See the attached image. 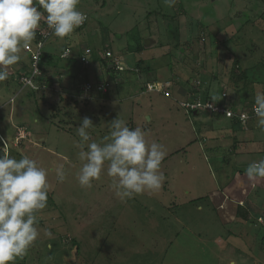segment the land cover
Returning <instances> with one entry per match:
<instances>
[{
	"label": "rangeland",
	"instance_id": "1",
	"mask_svg": "<svg viewBox=\"0 0 264 264\" xmlns=\"http://www.w3.org/2000/svg\"><path fill=\"white\" fill-rule=\"evenodd\" d=\"M103 1L80 0L77 8L88 17L84 29L64 38L51 34L43 47L56 57L71 48L56 66H47V72L56 73L46 88L50 103L77 93L75 81L92 86L85 91L87 107L77 97V106L59 102L62 108L54 112L29 97L27 81L17 83L21 70L31 73L34 40L9 69L10 77L0 82V122L8 127L4 132L12 135L10 126L20 123L28 127L20 126L10 143L0 136L2 149L49 169L53 162H66L67 170L62 183L49 171L47 206L37 213L40 236L15 264H264V178L255 182L237 174L264 159V131H245L244 123L223 113L202 107L189 113L180 105L192 96L204 102L201 95L207 92L215 106L249 112L248 103L264 90V4L176 0L168 7L164 0ZM138 36L145 49L128 52ZM106 51L123 68H135L142 60L150 69L140 74L125 69L116 78L105 67ZM81 53L91 61L80 63ZM69 56L78 64L64 59ZM235 59L257 80L238 92L229 77ZM149 78L157 81L152 92L142 89ZM100 83L107 85L106 93L98 91ZM85 116L94 125L88 130L89 143L108 142L109 122L118 117L130 128L146 130L150 142L162 144L167 154L161 189L122 202L110 188L107 163L91 188L81 187L77 173L82 161L74 142ZM234 141L236 149L231 148ZM238 204L246 206V218L237 213Z\"/></svg>",
	"mask_w": 264,
	"mask_h": 264
},
{
	"label": "clouds",
	"instance_id": "2",
	"mask_svg": "<svg viewBox=\"0 0 264 264\" xmlns=\"http://www.w3.org/2000/svg\"><path fill=\"white\" fill-rule=\"evenodd\" d=\"M79 3L80 0H38L39 7L44 10L41 12L34 0H0V82L10 77L12 73L9 69L22 60V53L35 39L42 18L51 34L59 38L69 36L83 25L88 17L77 8ZM164 3L173 7L176 0H164ZM103 85L106 93V85ZM222 96L226 98L225 91ZM180 105L187 112L194 110L196 113L198 109L186 108L181 102ZM252 106L255 116L248 120L256 117V127L264 131V90L255 93ZM231 110L237 113L242 108ZM232 119L247 122L235 117ZM242 119H247V115ZM93 126L92 120L85 116L76 128L80 139L74 142V147L79 149L78 156L82 161L77 173L81 187L91 188L92 182L101 178L107 163L110 188L122 202L161 189L166 176L160 169L167 154L162 144L150 142L146 130L139 126L130 128L118 117L109 122L110 135L104 137L108 142L89 143L91 137L88 130ZM49 171L55 174L57 182H64L67 177L66 162H53L49 169L27 155H22L20 159L8 154L0 155V264H15L17 258H23L39 238L37 213L47 206ZM245 174L250 180L264 178V159L250 163Z\"/></svg>",
	"mask_w": 264,
	"mask_h": 264
},
{
	"label": "trees",
	"instance_id": "3",
	"mask_svg": "<svg viewBox=\"0 0 264 264\" xmlns=\"http://www.w3.org/2000/svg\"><path fill=\"white\" fill-rule=\"evenodd\" d=\"M104 1H103V4H104ZM259 1L264 4V0H259ZM34 3L37 5L38 10H40V11L43 10L42 8L39 7L37 0H34ZM86 22H87V20L85 21V23L83 25H81L80 27L76 28V30H78V31L82 30L85 27ZM40 23L42 24V26L45 25V22L44 21H42ZM139 37L140 36H138V40H139L140 43L139 42L137 44L135 43V46L129 45L126 48V50L128 52L140 53V52H142L145 49L143 43L141 42V38L139 39ZM42 40H43V36L41 35L39 29H37L36 30V36H35V39H34V41H35V49H36V46H37L36 44L38 42H40V41L42 42ZM221 45H224V43L221 42ZM43 47H44V43H43L42 47L39 50L40 53H39V56H38V59H37V62H36L38 69L39 70L41 69V70L36 75H32V80L35 81V84L33 83V85L31 87H29L31 89L30 93L28 94L29 97L34 96V100H35L36 103H38V101H39L42 105L48 104L49 106H52V111H54V112L55 111L56 112H59L60 111V108H62V107L57 106V105H59V102H60V104H62V102H64L66 105H73L74 107L77 106V104L80 102V100L78 98L85 99L84 100V104L87 107L89 105L88 104L89 101H88V98H85L84 97L85 96L84 88L83 87H80V85H76V82L75 81H74L73 87L75 86V90L77 91V93H75V94H68V95H65L63 97L61 96L60 99L59 100H55L53 104L50 103L51 101L49 100L50 98H49V95L47 94L46 88H48V86L51 85V79H52L53 76L56 75V73L54 74V73H51V72H47L48 71L47 69L50 68V67L56 66L57 61H60L61 59H63L62 54L65 52V50L68 49L69 52H70V47L69 46H66L64 48V50H62L60 52L59 57L58 56L56 57V56L52 55V53H49L48 51L47 52L46 51H43ZM33 55H34V52L30 56L31 57V72H32V64L34 63ZM112 55H113V53L111 52V55L110 56H105L106 57V66L105 67L110 72H113V74L116 76V78H118L117 77L118 74L120 72L125 71V69L128 70V71H133V73H137V74H138V72L140 74L143 71H147L148 72V70L150 69V66H142V63H143L142 60H139L138 63L135 64L136 65L135 68H132V69L123 68L122 65H119V62ZM83 56H85V55L82 54V53L78 55L79 58H77V60L80 63H82L81 58ZM69 57L64 58V59L69 60L67 62H70V63L72 62L71 64H73V65L78 64L77 63V60L75 58H71V57L69 58ZM55 58H57L58 60H55ZM88 60L90 61L89 57H88ZM108 64H111V66L108 67ZM47 66H48V68H47ZM30 75H31V73L26 72L25 69L21 70L19 72L18 76L16 77L17 83L18 84L21 83V85H22L23 82L20 81V80H22V78H24V79L25 78H28V77H30ZM229 77H230V83L232 82L233 84H236V86H237V87H234L235 89H237L236 92L240 91L242 87H244V88L245 87H248V84H250V83H255V84L257 83V80H254L253 79V78H255V76L253 74L251 76H248V74L246 73V71L245 70L243 71L241 69L240 63H239L238 59H235L232 62V67L230 69V76ZM71 80H72V78H71ZM41 81H43V85L40 83ZM153 81H155V78H152V79L149 78L148 82H146L145 85H143V88L142 89L143 90L146 89V92H152L151 90L148 89V85L149 84H152L154 86L157 83V81H155L156 83H153ZM38 83H40V84H38ZM163 83L169 84V82H163ZM240 83H242V86L241 87H239V84ZM99 85H103V83H100L97 86H99ZM50 88H51V91L54 93V90L55 89L53 87H50ZM106 88H107V85H106ZM167 90L171 94V91L172 90L170 88H168ZM98 91L100 93L102 92L99 89H98ZM159 93L165 94L164 93V90H162ZM201 96H203L202 98H203L204 101H211V99H212L211 96L207 92H203V94ZM193 98H196V97L195 96H192L190 99H193ZM248 105H250V106L254 105V101H250L248 103ZM60 106H62V105H60ZM189 113H195V111L194 110H190ZM196 113H197V111H196ZM64 114H66V112ZM52 115H55V114H52ZM1 119L2 118L0 117V120ZM18 125L19 126H16L15 127L16 129L15 128H12V125L10 126L11 130L13 131V133H12V135L9 136V135L6 134V132H4V129L7 130L8 127H3V125L0 122V136H3L4 138H6L7 141L10 143V140H13L15 138V134H16L18 128L20 126L25 125V124L20 123ZM24 128H25V130L28 129V127L26 125H25ZM131 128H133V127L131 126ZM21 141H20L19 144L22 145L23 142H21ZM8 148H9V151L11 149H13V147L11 145H8ZM231 148H233V149H236L237 148V141H234L233 142ZM17 153H18L19 157L21 158L22 154L20 152H17ZM2 154H8V153L6 152V150L2 149V140L0 138V155H2ZM244 207H246L244 204H238L237 205V208H238L237 209V213L239 215L245 216V218H246L248 216V210L245 209Z\"/></svg>",
	"mask_w": 264,
	"mask_h": 264
},
{
	"label": "built area",
	"instance_id": "4",
	"mask_svg": "<svg viewBox=\"0 0 264 264\" xmlns=\"http://www.w3.org/2000/svg\"><path fill=\"white\" fill-rule=\"evenodd\" d=\"M44 22H45V20H44ZM45 24H46V22H45ZM40 33L43 36V40H42V42L40 41V42H38L36 44L37 46H36V49H35V52H34V55H33V59H34V57H38L39 56V53H40L39 50L42 47L43 42L45 41V39L49 35H51V30L47 27V24H46V26L44 27V29ZM67 52H69L68 49L65 50V52L62 54V56H65V54ZM86 52L89 53L90 50L87 49ZM105 55L106 56H110L111 53L109 51H106ZM81 61L84 62V63H88L89 62L88 56H83L81 58ZM36 62H37V60L34 59V63L32 64V72H31L30 77L25 78V79L22 78V80L27 81L28 83H26V84H29L30 86L33 85L32 75H36L37 73H39ZM22 82L25 83L24 81H22ZM152 87H154L152 84H149L148 85V89H150ZM91 88H92V86L90 84H86L85 87H84V92L87 91V90H89V89H91ZM97 88L99 90H101L102 92H105V86L104 85H99V86H97ZM166 94H168V93H166ZM181 104L183 106H185L186 108H189V109H195V108H198V107H202V108H206V109H211V110H213L215 112L223 113L227 117H230V118H234L235 117L236 119H238L241 122H245L250 117L255 116V114L253 112V106L251 107V109H249V112L248 111H245V110H242V111H239V112L235 113L233 110L229 109L227 106H224V107H222V106H215L212 103H208V102L202 103L200 100H195V102H181ZM245 114L247 115V119H242V117Z\"/></svg>",
	"mask_w": 264,
	"mask_h": 264
},
{
	"label": "crops",
	"instance_id": "5",
	"mask_svg": "<svg viewBox=\"0 0 264 264\" xmlns=\"http://www.w3.org/2000/svg\"><path fill=\"white\" fill-rule=\"evenodd\" d=\"M44 26V25H43ZM42 26V27H43ZM41 27V28H42ZM84 29V28H83ZM82 29V30H83ZM81 31V30H80ZM70 47V46H69ZM71 49V48H70ZM71 53H72V50H71ZM111 66V64H108V67H110ZM83 74H85V72H83ZM235 122V121H234ZM235 124V123H234ZM242 125V124H241ZM241 125H239V127L241 126ZM243 126V125H242ZM235 127V126H234ZM244 129H245V131H249V130H251V129H253V128H256V129H259L258 127H256V117L255 118H253V119H251V120H249L247 123H244ZM254 135V134H253ZM253 135H251L252 137L251 138H253L254 140H256L257 138L255 137V135L253 136ZM250 139V138H249ZM237 174H241V175H243V176H247L245 173H243L242 171H239V173H237ZM236 174V175H237ZM234 179V178H233ZM233 179H232V181H233ZM258 179H260V178H258ZM258 179H255V182L258 180ZM231 181V182H232ZM254 184V183H253ZM256 185H258V184H255V186Z\"/></svg>",
	"mask_w": 264,
	"mask_h": 264
}]
</instances>
